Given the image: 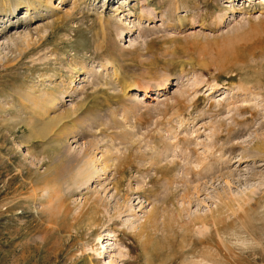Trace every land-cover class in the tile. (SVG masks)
<instances>
[{
    "label": "rangeland",
    "instance_id": "1",
    "mask_svg": "<svg viewBox=\"0 0 264 264\" xmlns=\"http://www.w3.org/2000/svg\"><path fill=\"white\" fill-rule=\"evenodd\" d=\"M0 264H264V0H0Z\"/></svg>",
    "mask_w": 264,
    "mask_h": 264
},
{
    "label": "bare ground",
    "instance_id": "2",
    "mask_svg": "<svg viewBox=\"0 0 264 264\" xmlns=\"http://www.w3.org/2000/svg\"><path fill=\"white\" fill-rule=\"evenodd\" d=\"M101 27H102L103 30L107 29V27L105 26V24H101ZM166 82H167V81L165 80L164 83H166ZM164 83H163V84H164ZM165 86H166V85H165ZM142 88H143V90H147L145 86L142 87ZM53 100H55V99L53 98L50 102H52ZM81 174H82V172H81ZM89 176H90V175H89Z\"/></svg>",
    "mask_w": 264,
    "mask_h": 264
}]
</instances>
